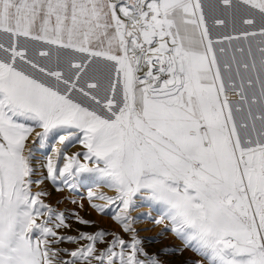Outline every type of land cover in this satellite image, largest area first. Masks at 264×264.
Segmentation results:
<instances>
[{"label": "snow or ice", "instance_id": "1", "mask_svg": "<svg viewBox=\"0 0 264 264\" xmlns=\"http://www.w3.org/2000/svg\"><path fill=\"white\" fill-rule=\"evenodd\" d=\"M0 34V264H161L137 198L208 264H264V0H0ZM83 174L130 241L57 231L33 188Z\"/></svg>", "mask_w": 264, "mask_h": 264}, {"label": "rangeland", "instance_id": "2", "mask_svg": "<svg viewBox=\"0 0 264 264\" xmlns=\"http://www.w3.org/2000/svg\"><path fill=\"white\" fill-rule=\"evenodd\" d=\"M0 42L7 43L8 37L0 34ZM55 143V140L51 141ZM81 146L77 142L69 144L66 152L71 154L78 151ZM51 149H47L50 151ZM46 154L45 150L37 149L36 159L40 161ZM90 174H83L76 181L74 188H69L62 184H54L50 180H45L41 186H34L33 191L43 190L46 195L41 199L55 210L63 212L67 218L66 223L70 228H61L57 231L61 235H77L80 231L94 233L100 229H105L109 235L105 240L111 241V233H118L125 240L130 241L132 233H125L122 226L113 219V211H119L116 205H111L106 213H100L91 207L88 199V189L93 191H103L108 195H113V190L101 185L99 188L89 179ZM75 201V203H73ZM95 203L104 204L106 201L96 200ZM83 204V207L80 205ZM79 214L84 219L95 221L93 224H80L75 214ZM133 217L132 227L136 230L135 235L140 241L142 252L138 253V258L147 261L149 257L155 256L161 264H208L207 259L191 247L186 246L177 234L171 230L170 222L165 220L157 224L155 221L163 215V209L155 202L141 200L137 198L136 206L129 210ZM82 243V242H81ZM78 243L63 242L60 247L72 250L78 247ZM101 247L103 245H100Z\"/></svg>", "mask_w": 264, "mask_h": 264}]
</instances>
